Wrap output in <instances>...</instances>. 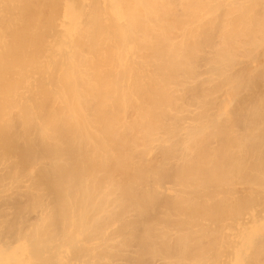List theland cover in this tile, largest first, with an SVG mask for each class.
I'll return each mask as SVG.
<instances>
[{"label":"bare ground","instance_id":"6f19581e","mask_svg":"<svg viewBox=\"0 0 264 264\" xmlns=\"http://www.w3.org/2000/svg\"><path fill=\"white\" fill-rule=\"evenodd\" d=\"M0 264H264V0H0Z\"/></svg>","mask_w":264,"mask_h":264}]
</instances>
